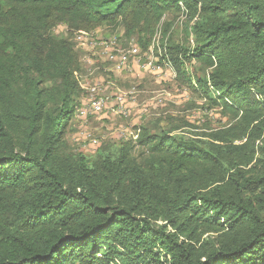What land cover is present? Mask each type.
<instances>
[{"label":"trees","instance_id":"16d2710c","mask_svg":"<svg viewBox=\"0 0 264 264\" xmlns=\"http://www.w3.org/2000/svg\"><path fill=\"white\" fill-rule=\"evenodd\" d=\"M170 11L191 41L154 55L229 122L74 148L80 62L51 30L147 50ZM0 264H264V0H0Z\"/></svg>","mask_w":264,"mask_h":264},{"label":"rangeland","instance_id":"374dc122","mask_svg":"<svg viewBox=\"0 0 264 264\" xmlns=\"http://www.w3.org/2000/svg\"><path fill=\"white\" fill-rule=\"evenodd\" d=\"M185 25V16L180 11L165 13L156 25L157 30L147 50L139 44L137 34H126L122 24L81 29L94 33L99 40L114 39L119 51H128L127 62L122 69H116L113 62L101 53L100 47L89 51L82 49L75 41L76 31L70 33L65 24L54 26L51 34L68 35L80 62V70L75 71V75L78 74V91L74 96L76 110L67 133L74 148L91 157L96 150L91 145L93 138H97L100 144L117 141L125 134L124 129L129 131L145 125L151 131H159L179 126L176 132L193 136L229 122L219 106L183 84L172 65L165 61L159 63L153 53L154 45L162 40L164 32L168 42H190L191 39L186 38L183 32ZM184 67L190 74L203 75L207 71L195 60L186 61ZM93 84L103 88V93H100L103 95L136 87L138 95L129 102L131 114H115L110 108L103 114H83L89 104L88 87ZM143 108L147 109L146 113L141 112Z\"/></svg>","mask_w":264,"mask_h":264},{"label":"built area","instance_id":"2783aa9c","mask_svg":"<svg viewBox=\"0 0 264 264\" xmlns=\"http://www.w3.org/2000/svg\"><path fill=\"white\" fill-rule=\"evenodd\" d=\"M75 41L84 50H93L97 47L101 48V53L105 58L113 62L116 69H122L127 62L128 51H119L115 46L114 39L99 40L94 33L85 30H78L75 32ZM78 79V74H76ZM89 92V104L87 110H83V114H103L108 108L115 114H120L123 116H128L131 114V109L129 102L135 100L138 95V89L136 87H131L128 90L116 91L113 94H100L103 93V88L101 89L98 84H93L88 87ZM142 113H146L147 109L143 108ZM121 138L123 140L136 141L140 133V127L136 126L132 130H123ZM91 145L93 147H98L100 141L97 138L91 140Z\"/></svg>","mask_w":264,"mask_h":264}]
</instances>
